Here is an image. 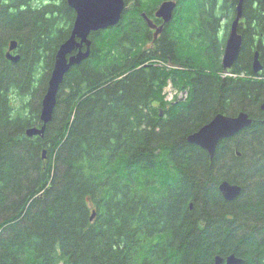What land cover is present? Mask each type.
<instances>
[{"label":"trees","instance_id":"trees-1","mask_svg":"<svg viewBox=\"0 0 264 264\" xmlns=\"http://www.w3.org/2000/svg\"><path fill=\"white\" fill-rule=\"evenodd\" d=\"M162 1L125 0L118 24L90 33L43 137H28L75 11L67 0H0V264H214L231 253L264 264V77L252 70L255 51L264 63V1H243L230 75L219 30L238 0H175L153 40L142 13ZM170 79L184 100H164ZM242 110L251 125L213 158L187 141L216 113ZM222 179L242 186L232 201Z\"/></svg>","mask_w":264,"mask_h":264},{"label":"water","instance_id":"water-1","mask_svg":"<svg viewBox=\"0 0 264 264\" xmlns=\"http://www.w3.org/2000/svg\"><path fill=\"white\" fill-rule=\"evenodd\" d=\"M243 1L238 0L235 17L231 22L230 30L225 42L222 56V66L224 70L232 67L237 59L241 45L242 35L238 31V26L243 17ZM264 1V0H263ZM68 5L74 9L75 18L70 35L58 47L53 68L48 80L46 92L42 98L40 108V126H30L25 129L28 137H43L47 124L52 120L53 111L57 101V93L63 81L64 75L71 66L81 63L89 57L91 50L90 33L99 29L111 28L118 24L126 8L125 0H67ZM177 2L175 0H163L155 11L157 17H161L164 23H169L174 15ZM148 26L154 27L152 21L145 13L142 14ZM163 25V24H162ZM160 25L155 36L162 30ZM18 46L16 39H11L6 51V57L16 62L19 60L18 53H12ZM263 64L259 59V52L255 51L252 61V70L258 73L262 70ZM264 110V101L260 105ZM253 118L246 112L240 111L235 115L216 113L207 123L187 136L189 143L195 144L208 151L213 158L217 145L221 139L236 135L243 128L251 125ZM237 155L240 152L236 151ZM46 149L42 150V157L45 158ZM240 184L222 179L219 183V191L226 200L232 201L241 192ZM92 213L90 219L93 218ZM244 259L234 253L223 257L216 255L214 264H242Z\"/></svg>","mask_w":264,"mask_h":264},{"label":"flooded vegetation","instance_id":"flooded-vegetation-1","mask_svg":"<svg viewBox=\"0 0 264 264\" xmlns=\"http://www.w3.org/2000/svg\"><path fill=\"white\" fill-rule=\"evenodd\" d=\"M157 8H158V6H157ZM156 8V9H157ZM156 9L154 10V12H153V15L152 16H148L147 15V17L152 21V23H153V25H154V27L152 28V27H150V26H148V24H147V21H146V19L145 18H143L144 20H145V23H146V25L148 26V28L151 30V32H152V36H153V40L154 39H156L161 33H162V31L165 29V28H167L168 27V25H170V22L169 23H164L163 22V19L161 18V17H157L156 16V14H155V11H156ZM144 13V12H143ZM142 13V14H143ZM242 20V19H241ZM241 20H240V22H241ZM163 24V25H162ZM160 25H162V30L155 36V31H156V29L160 26ZM167 25V26H166ZM238 30H239V26H238ZM240 32V31H239ZM241 33V32H240ZM227 38V37H226ZM226 41V40H225ZM15 53H16V51H14ZM223 52H224V49H223ZM261 61V60H260ZM154 64H156V65H166V64H168L170 67H172V65L171 64H169V63H163V62H159V61H154L153 62ZM262 63V62H261ZM263 64V68H262V70L260 71V72H258L259 74H261V75H259L258 76V78H263L264 77V63H262ZM144 65H148V63H146V64H144ZM232 68V67H231ZM257 73V74H258ZM223 75H226V74H223ZM241 76H249V74H247V73H241ZM264 101V100H263ZM262 101V102H263ZM261 102V103H262ZM261 103H260V105H261ZM261 110V109H260ZM263 111V113H264V110H262ZM160 114H162V111L160 112ZM253 118V117H252ZM261 120L264 122V114H262V118H261Z\"/></svg>","mask_w":264,"mask_h":264},{"label":"built area","instance_id":"built-area-1","mask_svg":"<svg viewBox=\"0 0 264 264\" xmlns=\"http://www.w3.org/2000/svg\"><path fill=\"white\" fill-rule=\"evenodd\" d=\"M185 94H186V91H184V90L177 91V90L173 89L170 86V84L167 85L166 99L172 100L175 95H177L178 97H182V96H185Z\"/></svg>","mask_w":264,"mask_h":264},{"label":"rangeland","instance_id":"rangeland-1","mask_svg":"<svg viewBox=\"0 0 264 264\" xmlns=\"http://www.w3.org/2000/svg\"><path fill=\"white\" fill-rule=\"evenodd\" d=\"M223 25H224V23H223ZM225 30H224V28H223V26L221 27V29L219 30V35L221 36V37H223L224 36V33H227L225 36L227 37V35H228V31H229V29L227 30V32H224ZM194 49V48H193ZM193 49L187 44V42L185 43V50H186V52L188 53L189 52V50H191V51H193ZM231 74V73H230ZM170 81L172 82V80L170 79ZM172 84V86H174L173 84V82L171 83Z\"/></svg>","mask_w":264,"mask_h":264},{"label":"bare ground","instance_id":"bare-ground-1","mask_svg":"<svg viewBox=\"0 0 264 264\" xmlns=\"http://www.w3.org/2000/svg\"><path fill=\"white\" fill-rule=\"evenodd\" d=\"M208 153V152H207Z\"/></svg>","mask_w":264,"mask_h":264}]
</instances>
